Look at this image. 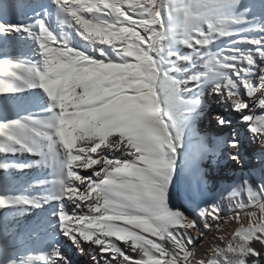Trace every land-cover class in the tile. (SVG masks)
<instances>
[{
  "label": "snow or ice",
  "instance_id": "6c2138e0",
  "mask_svg": "<svg viewBox=\"0 0 264 264\" xmlns=\"http://www.w3.org/2000/svg\"><path fill=\"white\" fill-rule=\"evenodd\" d=\"M0 39L31 41L29 58L0 59V153L36 157L0 161V209L49 213L42 264H73L69 248L90 264H193L199 221L212 230L221 208L207 203L197 219L177 200L204 197L203 164L224 146L242 161L232 120L216 118L227 138L197 131L205 96L264 145V0H0ZM25 92L39 116L17 111ZM17 169L45 174L11 192ZM241 190L239 228L200 264H264L253 247L264 246V170L225 195ZM11 228L0 219V264H36Z\"/></svg>",
  "mask_w": 264,
  "mask_h": 264
},
{
  "label": "rangeland",
  "instance_id": "374dc122",
  "mask_svg": "<svg viewBox=\"0 0 264 264\" xmlns=\"http://www.w3.org/2000/svg\"><path fill=\"white\" fill-rule=\"evenodd\" d=\"M242 2L247 4H259L258 0H242ZM23 19L24 17L22 16L15 17V20L17 21ZM30 45V40L27 42L22 40H9L7 44H5L3 40L0 39V59L5 58V53L9 56H18L27 59L30 56ZM241 47L246 48L248 46L241 45ZM184 50L187 51L186 49ZM210 96V93L205 96L208 108L206 109L204 116H202L197 122L196 129L199 134L204 137L215 138L217 136H222L227 138L230 130H221L216 124V118L219 115H224L226 118L231 119V112L222 104L220 106L222 108H214V106L210 104ZM21 98L25 102L22 107L17 109L21 115L33 114L39 116L41 114V105L31 102L32 97L28 92L21 94ZM3 99L4 97L0 96V100ZM244 99H246V97H244ZM257 111L259 112L260 110L258 109ZM9 115L14 117L16 113L12 112L9 113ZM0 119H3L2 115H0ZM233 130H235L234 126ZM241 137L242 146L240 152L242 155V161L239 164L229 159L230 154H232L235 150L224 146L216 155H210L207 157L203 164V168L207 173V186L204 197L195 202L189 201L183 196L177 200V203L182 204L190 216L197 219L199 218L196 216V213L200 208L205 207L207 203H216L221 208L219 221H211L214 225L212 230L204 229L203 221H199L203 234L199 237L194 246L193 250L195 252V259L193 264H200L201 260L206 261L209 259L214 248L218 246L224 247L240 226L239 223H237V221L232 217L234 216V209L237 208L240 203H247V194L241 190L238 199H228L225 195L226 191L233 187L239 188L243 180L246 178L250 181H257L262 170H264V166L261 164V161L264 160V145L252 140L250 133L247 132V128L241 131ZM5 160L10 162L15 161L11 154L6 155L0 153V161ZM1 172L2 171H0V173ZM231 174L234 176H228ZM42 176V173L37 174L38 178H41ZM191 182L195 186L197 182L196 177H192ZM17 191H19V189L11 190V192ZM5 217H7L8 223L12 225L10 241L14 244L15 248L21 253L35 258L36 264H42L38 258L44 251H46L47 244L51 242L54 235L53 232L49 230V232H47V239L44 241L41 239V235H43L45 231L42 229H35L34 226L31 227L28 222L21 220V215L13 217L8 209H0V219ZM241 219L242 222L247 225V217L242 215ZM217 223L219 224L218 228L215 227ZM37 225L43 228L42 226L44 224L40 219H38ZM193 235H197V233L193 232ZM255 242L256 241H254L253 244H255ZM130 254L137 256L136 253Z\"/></svg>",
  "mask_w": 264,
  "mask_h": 264
},
{
  "label": "bare ground",
  "instance_id": "6f19581e",
  "mask_svg": "<svg viewBox=\"0 0 264 264\" xmlns=\"http://www.w3.org/2000/svg\"><path fill=\"white\" fill-rule=\"evenodd\" d=\"M258 2H259V0H258ZM210 104H212L214 106V108H217V109L222 108V107H220L221 104L218 102L217 97L212 96V95L210 96ZM227 110H229L231 112L232 118L230 120L233 121V126L235 127V131L239 132V138L241 139L242 138L241 137V131L244 130L246 128V126L241 123V121L239 120V115L237 113L233 112L230 108H228ZM213 116H215V115H213ZM13 158L15 159V161L23 162V161H29V160L35 159L36 157H32L29 154H16L15 156H13ZM39 173H42L44 175L45 170H40V169H27V170H18L17 169V170H14L11 173V177H10V179H11L10 189L11 190H13V189H19L20 190L22 188L28 187V185L30 183H35V180L38 179L37 174H39ZM82 174L87 175L89 173L84 172ZM228 176L233 177L234 175L231 174ZM2 177H3V173L1 172L0 178H2ZM30 191H35V190L30 189ZM50 210L51 209H49V211ZM21 218H22L21 220L28 222V224L31 227L34 226L35 229L44 230L45 233H43V235H41V239L44 241L47 239V235H48L47 232H49V230H51L47 226V221L50 218L48 212H40L39 210L33 209V210H30L29 212L21 215ZM38 219H40L41 222H43V224H44L42 226L43 228H41L39 225H37ZM57 239L61 242L62 245L67 247V244L62 237L57 236ZM253 247L257 248L258 250L264 249V246H261L259 244V242H255V244H253ZM68 253H69V255L73 261V264H90L88 256H81L78 252H74L70 248L68 249Z\"/></svg>",
  "mask_w": 264,
  "mask_h": 264
}]
</instances>
